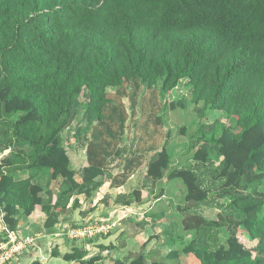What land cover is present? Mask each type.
<instances>
[{
  "label": "trees",
  "instance_id": "1",
  "mask_svg": "<svg viewBox=\"0 0 264 264\" xmlns=\"http://www.w3.org/2000/svg\"><path fill=\"white\" fill-rule=\"evenodd\" d=\"M184 79L195 105L221 111L235 124L216 121L202 133L193 155L197 168L169 171L172 157L164 146L146 164L145 178L152 185L178 179L184 201L194 205L208 201L213 190L205 183L219 182L240 219L221 214L210 220L191 206L179 207L184 213L177 220L179 236L170 245L186 237L191 241L152 263L173 264L185 253L200 264H264V192L259 191L264 181V0H0V110L18 114L11 130L0 135V151L12 149L14 142L29 146L33 163L51 180L63 181L55 200L46 198L32 174L15 177L28 167L15 159L24 150L12 149L0 161V214L6 228L15 230L20 214L38 210L47 217L45 229L51 230L70 203L72 210L80 205L78 195L92 197L103 184L99 178L109 159L122 153L118 141L129 119L123 98L131 101L135 116L142 87L154 95L148 121L156 136L163 126L156 114V86L161 84L165 94ZM81 96L86 98L82 119L92 133L87 164L77 177L61 134L78 118ZM169 106L173 110L184 103ZM132 162L124 167L126 175ZM126 180L114 177L111 185ZM143 189L119 194L116 203L141 202ZM162 211L151 216L161 221ZM221 227L229 235L218 244L209 229ZM240 228L257 240L253 248L240 241ZM154 237L158 235L113 264H148L144 251ZM86 255L76 247L63 258L73 264H94L100 258L86 260Z\"/></svg>",
  "mask_w": 264,
  "mask_h": 264
},
{
  "label": "rangeland",
  "instance_id": "2",
  "mask_svg": "<svg viewBox=\"0 0 264 264\" xmlns=\"http://www.w3.org/2000/svg\"><path fill=\"white\" fill-rule=\"evenodd\" d=\"M186 79L182 80L179 85L171 92L165 94L161 91V84L156 86L160 96H158L157 115L162 118V129H158L156 136H151L152 130L155 128L153 121H148L149 116L154 111V95L149 94L147 88L142 87L136 105V114L132 116L131 101L128 98H123V102L127 108L129 119L125 125L124 133L119 139L118 148H121L122 153L120 156L112 157L109 159V163L105 168V174L99 179H112L115 177L119 180H129L133 177V181L127 188L131 193L136 188L143 189V197H149V199L156 200L155 210L156 213L160 211L167 213L164 219L159 222L160 233L158 237H154L152 246H157L154 250L160 252L157 255L149 254L148 264H153L155 258H161L167 255L171 248L178 247L182 249L184 246L190 243V237H186L183 242L173 245L171 240L173 237L179 236V221L182 220L183 212L178 209L179 207L191 206L192 211H196L203 214L210 220H216L222 214L227 219L239 220L240 215L238 211L231 206V198L225 196L223 191L220 190V183L215 182L214 185L205 183V186H212V192L209 195L207 202L194 205L193 203H186L184 201L185 190L183 184L177 179L169 181L163 179L157 184L152 185L146 178L143 169L148 161L159 152L162 147H167L171 153L172 163L170 170L178 167H193L197 168L198 164L193 159V155L196 149L201 146L202 141L199 138L202 133L212 128L216 121L222 122L226 125H234L235 121L227 119L224 113L218 110H203L202 105L199 107L192 102L191 89ZM111 92H115V89H111ZM149 97L147 102H143L145 97ZM82 107L78 118L65 129L62 134V142L70 155L72 167L77 171L79 177L82 170L87 164L86 160V145L91 139L92 129L91 126H87L83 122L82 116L86 105V98L80 97ZM183 102L184 107L177 106L176 109L170 108V103ZM18 118V114H8L3 109L0 110V135H4L5 131H10L12 128V122ZM11 135V133H10ZM13 152L24 150L25 154L21 157H17L20 166L28 167L24 170H33L36 175L34 182L42 184L45 188L44 194L46 198L55 200L56 194L62 187L63 181H53L50 175L41 171L37 164L33 163V157L30 155L31 149L22 143L13 144ZM12 149L0 151V160L3 156L9 154ZM212 158L218 163L220 159H216L214 154ZM132 162L131 170L124 173L125 165L130 161ZM32 165V166H31ZM135 167V169H134ZM212 167L215 165L212 163ZM200 170H205L200 169ZM211 174H208L210 177ZM21 176V175H20ZM259 191L264 192V181L259 187ZM126 194H129L127 193ZM118 196V195H117ZM116 196V197H117ZM54 197V198H53ZM115 197V198H116ZM108 198L114 200L112 195ZM132 211H129L131 213ZM137 215L139 211L137 210ZM179 220V221H177ZM210 234L216 235L218 244L225 243L229 232L227 228L221 227L220 229L211 228ZM238 237L248 248H253L257 240H252L249 235L240 228L238 231ZM216 242V244H217ZM171 246V248H170ZM173 264H200L198 259L193 254H183L179 261Z\"/></svg>",
  "mask_w": 264,
  "mask_h": 264
},
{
  "label": "crops",
  "instance_id": "3",
  "mask_svg": "<svg viewBox=\"0 0 264 264\" xmlns=\"http://www.w3.org/2000/svg\"><path fill=\"white\" fill-rule=\"evenodd\" d=\"M143 171L146 174V166ZM31 174L33 177L36 175L33 170L17 171L15 177L20 179ZM132 179L128 178L124 185L113 187L112 179H105L92 197L78 195L80 205L72 210L70 203L68 210L51 230L45 229L47 217L38 210L30 216L20 214L15 230L6 228L0 214V236L5 239L2 243L16 237L30 236L34 239L24 254L11 264H32L35 260L43 264H73L64 260L63 255L76 247L87 251L86 260L99 256L94 264H113V260L124 259L129 252H139L151 236L160 233V221L151 216L157 214L155 199L144 196L141 202L130 206L116 203L117 195L129 191L127 188ZM107 194L112 195L114 200L108 198L107 203L102 202ZM137 210L139 215L136 214ZM153 242L152 239L147 243L144 251L146 255L157 253L154 248L159 245L152 246Z\"/></svg>",
  "mask_w": 264,
  "mask_h": 264
},
{
  "label": "built area",
  "instance_id": "4",
  "mask_svg": "<svg viewBox=\"0 0 264 264\" xmlns=\"http://www.w3.org/2000/svg\"><path fill=\"white\" fill-rule=\"evenodd\" d=\"M34 239L30 236L14 238L10 242L2 243L0 250V264H11L22 256L28 246H31Z\"/></svg>",
  "mask_w": 264,
  "mask_h": 264
},
{
  "label": "water",
  "instance_id": "5",
  "mask_svg": "<svg viewBox=\"0 0 264 264\" xmlns=\"http://www.w3.org/2000/svg\"><path fill=\"white\" fill-rule=\"evenodd\" d=\"M3 157H4V156H3ZM3 157H2V158H3ZM2 158H1V159H2ZM0 161H1V160H0Z\"/></svg>",
  "mask_w": 264,
  "mask_h": 264
}]
</instances>
